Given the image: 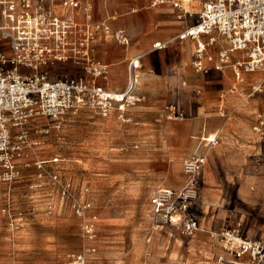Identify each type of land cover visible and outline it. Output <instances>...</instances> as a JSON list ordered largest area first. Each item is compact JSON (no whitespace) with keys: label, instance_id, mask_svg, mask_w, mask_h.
<instances>
[{"label":"rangeland","instance_id":"1","mask_svg":"<svg viewBox=\"0 0 264 264\" xmlns=\"http://www.w3.org/2000/svg\"><path fill=\"white\" fill-rule=\"evenodd\" d=\"M77 1L79 6L75 9V13H85L89 8L88 5H91V9L89 8L91 19L89 25L79 24L73 20V26L76 28L75 51L79 56L86 51L88 34L86 35L84 28L90 26L89 33L94 35V39L89 42L90 58L80 60L79 64L58 63L52 75L55 78L79 75L84 76L90 85H105L109 68L103 64L97 65L98 40L104 35V39L108 42L105 47L107 54L115 55L120 59L121 53L115 39L118 30L109 25V31L104 28L97 30L96 25L103 23V20H99V10L105 4L110 6V15H121L137 5L146 7L151 0ZM66 2L68 0H54V8L59 20L65 18L57 10L59 7L65 8ZM222 45L224 42L220 40L216 47ZM239 57H241L240 53L233 54L234 59ZM93 63L96 65L91 67ZM94 67L103 70V74L98 78L94 76ZM123 71L121 69L117 73L123 74ZM248 79L243 90L239 88V93H244L248 102L231 115L233 122L248 130L245 136L241 134L242 129L239 127L235 141L237 149L243 146L249 150L246 157L248 160H228L222 163L217 159L216 153L212 154L211 158L208 153L222 144L223 135L220 145L212 146L211 149L200 138L198 155L205 156L206 162L201 169L200 199L193 212L199 220L202 218V226L208 231L219 234L227 228L235 229L242 225L245 233L249 232V236L257 234V238H261L260 236L264 234V192H259V186L264 184V140L261 134L256 133L252 128L257 124L255 119L257 115L261 114L264 120V74H249ZM256 82L262 84L263 92L252 95V86ZM182 85L181 83V88ZM193 89L194 87L190 86L184 87L186 93ZM181 90L176 88L172 91V96L163 103L161 111L153 114L154 119L149 124L150 137L147 142H143V136L137 129L138 118L136 120L131 118L130 123H124L119 119L117 112L112 111L111 116L105 118L99 109L90 106L84 107L79 114L66 118L61 131L52 130L50 135L42 137L34 132L33 137H40L42 142L36 148V154L24 150L22 158L17 159L20 172L18 178L11 185L0 184V227L8 228V225L16 224L19 219L29 220L40 215L84 220L76 215L73 206L86 201L91 204L86 218L97 217L99 220L102 215L111 218L128 216L130 221H127L123 227L116 225L115 228L114 226L102 228L98 239L106 245L105 251L101 252L97 249L94 251L90 248L92 257L85 258L84 264H118L114 262V249L119 242L116 241L113 233L120 231L128 234L123 242L125 254H128L131 230L145 226V223L151 228L161 227L159 230L162 238L173 244L179 235L173 233L170 228L160 226L154 220L150 199L160 187L181 188L186 180L181 171L184 163L198 156L192 154V157H187L179 163L172 155L179 151L178 149L185 148L188 141H192L189 138L190 132L181 127L184 123L190 125L192 115L188 113L186 121V116L183 120L170 117L172 106L179 111L186 107V97L182 96ZM129 112L128 117H130ZM41 121L35 123L34 127H38ZM54 158H59L60 161L48 163L49 169L60 176L63 185L71 184V194L64 200L61 197L60 186H54L48 179L39 180L37 176L36 160L51 161ZM178 179L182 180L179 184ZM246 182V191L255 195L253 199L245 198L243 186ZM39 184L43 187L36 188L35 186ZM86 189L89 193L85 192ZM207 195L208 198L212 195L219 196L220 202L208 203ZM32 228L41 232L39 226ZM59 228L55 232H43L52 233L57 245L63 247H57L56 253H35V258H31L33 256L31 255L26 259L28 264H72L77 260L76 257L88 253L83 247V231L80 226H74L73 230L61 226ZM71 232L75 237H68V233ZM148 237L147 234L143 236L146 245H150L146 242ZM152 244L153 240L151 247ZM66 247L68 248L65 249Z\"/></svg>","mask_w":264,"mask_h":264},{"label":"built area","instance_id":"2","mask_svg":"<svg viewBox=\"0 0 264 264\" xmlns=\"http://www.w3.org/2000/svg\"><path fill=\"white\" fill-rule=\"evenodd\" d=\"M162 1L173 2L179 7L174 0ZM201 4L197 24L178 36L180 40L206 37L205 42L198 41L192 62L195 71L206 74L211 69L222 71L232 66L237 76L264 74V0H202ZM78 6L77 0H68L64 5L71 11ZM73 25L72 19L57 18L54 0H0V184L11 185L18 178L17 159L22 158L24 150L36 154V148L42 144L40 137L50 135L52 130L61 131L63 121L79 114L84 107L99 109L105 118L115 110L122 122L130 123L132 119L127 116L128 111L143 101L136 93L134 73L139 58L129 62L128 84L121 92L90 85L84 76L53 77L52 71L58 63L79 64L80 60L90 58L89 42L94 39L89 33L90 26L84 28L88 44L86 51L79 56L75 51L76 28ZM96 28L110 30L103 23ZM219 38L225 39L229 47L220 49L218 62L213 68H207L204 60L213 62V57L207 55V48L216 46ZM115 39L119 44H129L123 30L115 33ZM166 46L167 43L158 42L153 48L161 50ZM235 53H240L241 57L234 59ZM95 65L93 63L91 67ZM93 71L95 78L103 74V70L95 67ZM262 87L258 83L253 85L252 95L262 93ZM170 113L175 120L185 118V113L174 106ZM40 121L42 123L34 127ZM253 130L264 140L262 116ZM34 132L40 137L34 138ZM203 141L210 147L219 144L217 136ZM59 161V158L51 161L37 159L35 166L38 179H48L54 186H60L64 200L71 194V184L63 185L60 176L48 166V163ZM204 164L203 155L187 161L184 164V185L178 189L160 187L152 198L154 220L187 239L202 231L193 208L200 199V176ZM35 187L42 188L43 185ZM73 207L78 217L86 218L91 205L85 201ZM243 229L240 225L217 234L223 244V253L216 260L218 264H264V239L248 238ZM76 261L84 263L82 257H77Z\"/></svg>","mask_w":264,"mask_h":264},{"label":"crops","instance_id":"3","mask_svg":"<svg viewBox=\"0 0 264 264\" xmlns=\"http://www.w3.org/2000/svg\"><path fill=\"white\" fill-rule=\"evenodd\" d=\"M174 2L179 3L178 8L172 4L173 2L151 0L148 6L141 7L137 5L129 12L121 15H110V6L104 4L101 7L99 20H103V24H107L115 30L125 31L129 38V44H117L121 53V57L118 59L115 55L107 54L105 47L108 42L104 39V35L98 40L99 62L109 68L105 85L99 84V86L110 91H123L129 80V62L134 58H139V66L134 73L136 83L137 76L140 74V84H138V87L136 84V93L143 98V101L137 104L134 109L129 110V115L130 118L135 120L138 118L137 125L139 126L137 129L140 130V135L143 136V142L149 140V124L154 119L153 114L161 111L163 103L172 96L171 92L178 88L182 89V96L186 97V107L182 109L186 116L185 121L188 119V113L192 115L193 119L192 124L190 123L189 126L185 123L181 124L182 129L190 132L189 138L192 141H188L185 148H180L179 151L172 153L176 160L180 163L192 154L198 155V140L200 138L204 140L210 136H217L221 143V135H223L222 144H219L218 148L212 149L208 153L211 158L212 154L216 153L217 159L222 163L228 160L246 161L248 160L246 157L249 150L243 146L237 149L238 146L235 143L236 132L241 126L233 122L231 115L236 109H242L248 102L245 94L239 93V88L243 90L246 80L249 81V74L237 76L236 70L232 66H227L222 71L211 69L206 74L197 73L192 62L198 47V41L205 42L206 37L199 40H180L178 36L183 30L197 24L202 8V0H174ZM88 6L91 9V5ZM89 8L82 14H76L75 10H65L63 7H59L57 11L65 19H72L79 24L89 25L91 19ZM220 40L224 42V46L207 48V55L213 57V62H209L207 59L204 60L207 68H213V65L218 62L220 49L229 47L225 39L220 38ZM158 42L167 43L166 48L155 50L153 47ZM121 69L124 70L123 74H118L117 71ZM181 83L183 84L182 88ZM187 86L194 87V89L186 93L184 87ZM260 116L262 115H257L255 119L258 120ZM241 129V134L246 136L248 130L244 127H241ZM254 135L256 134L254 133ZM204 144L210 148L209 144ZM181 171H183L184 177V168ZM181 181V179H178L177 183L179 184ZM244 186L247 189V182ZM263 186L264 184L259 186L260 192H264ZM246 189V193H244L246 199H251ZM85 192L89 193V190L86 189ZM153 196L150 199L152 214ZM206 198L208 203L220 202L217 195H212L209 198L207 195ZM127 217L111 218L102 215L99 220L97 217L78 220L40 215L29 220L19 219L16 224L8 225V228L0 227V264H28L26 259L31 255H33L31 258H35V253H56L57 247L61 248L63 246L57 245L52 233L43 231L55 232L59 226L68 230H73L74 226H80L83 231V247L88 253L78 257H82L85 263V258L91 259L92 257L90 248H93L94 251L95 249L101 252L105 251L106 245L98 239L102 228L106 226H114L115 228L116 225L123 227L127 221H130ZM200 222L202 231L191 239L184 238L178 232L172 230L173 233L179 235L173 244L162 238L161 230H159L161 227L159 228V226L151 228L149 224L145 223V226L133 228L129 234L130 247L128 254H125V247H123L125 245L123 242H125L128 234L115 231L113 234L119 244L114 249V262L118 264H218L216 260L223 253V244L214 231H208L202 226V218ZM14 226L18 227L15 228ZM32 226H39L41 232H37V229H33ZM262 230L263 228H261ZM144 234L151 238L149 242L146 241L150 245L145 244ZM246 234L248 238H257V234L254 236H249V232ZM68 237L73 238L75 235L71 232L68 233ZM260 237L264 239V234Z\"/></svg>","mask_w":264,"mask_h":264},{"label":"bare ground","instance_id":"4","mask_svg":"<svg viewBox=\"0 0 264 264\" xmlns=\"http://www.w3.org/2000/svg\"><path fill=\"white\" fill-rule=\"evenodd\" d=\"M65 9V8H64ZM66 10V9H65ZM189 20V19H188ZM65 24V23H64ZM191 45V44H190ZM224 46V45H223ZM184 52H185V50H184ZM214 52V51H213ZM239 54V53H238ZM138 63V62H137ZM138 66H139V63H138ZM157 74V73H156ZM152 76V75H151ZM138 77V79H137V87H138V84H140V79H139V77H140V74H139V76H137ZM142 77V76H141ZM206 77V76H205ZM257 83V82H256ZM239 88V87H238ZM264 88V87H263ZM241 90V89H240ZM236 91H238V90H236ZM233 92V91H232ZM241 94V93H240ZM249 97V96H248ZM238 98V97H237ZM247 98V97H246ZM245 101H246V99H245ZM247 102V101H246ZM250 102V101H249ZM250 104V103H249ZM241 105V104H240ZM239 105V106H240ZM256 105V104H255ZM251 106V105H250ZM245 115V114H244ZM108 124H110L109 122H108ZM173 126V125H172ZM179 128V127H178ZM224 128V127H223ZM221 132V131H220ZM222 136V135H221ZM167 147V146H166ZM206 155V154H205ZM191 157H192V155H191ZM263 188H264V186H263ZM245 186H244V193H246L245 192ZM260 189V188H259ZM264 190V189H263ZM261 190H259V192H260ZM261 193V192H260ZM153 196V195H152ZM151 196V197H152ZM250 197H251V199H253L254 197H255V195L254 194H250ZM245 198H247L246 196H245ZM73 264H79L77 261H75Z\"/></svg>","mask_w":264,"mask_h":264}]
</instances>
